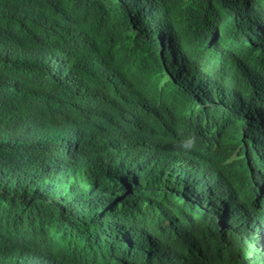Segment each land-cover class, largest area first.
Returning a JSON list of instances; mask_svg holds the SVG:
<instances>
[{
    "label": "clouds",
    "instance_id": "1",
    "mask_svg": "<svg viewBox=\"0 0 264 264\" xmlns=\"http://www.w3.org/2000/svg\"><path fill=\"white\" fill-rule=\"evenodd\" d=\"M191 1L0 0V264H264V0Z\"/></svg>",
    "mask_w": 264,
    "mask_h": 264
},
{
    "label": "trees",
    "instance_id": "2",
    "mask_svg": "<svg viewBox=\"0 0 264 264\" xmlns=\"http://www.w3.org/2000/svg\"><path fill=\"white\" fill-rule=\"evenodd\" d=\"M227 1H231V0H227ZM204 6V1L201 2V4H196L195 2L189 0V7H188V10L189 11H197V10H200L202 7ZM106 13V7L104 6L103 3H101L99 5V15H104ZM245 20H247L248 18L246 16H243ZM254 20L257 19V20H261L262 18L260 17H255L253 18ZM237 23L236 22H232L231 24V27L236 35V27H237ZM49 130V126L48 125H45L44 127V131H48ZM221 167L223 170L229 172L230 171V166L228 165H224V164H221ZM45 191H47V189H45ZM59 192H66V191H59ZM99 196H100V201L95 203L97 207L99 208H103L104 207V200H105V195L103 193V191H99L98 192ZM250 223L251 222H254L256 221L258 223V225H263L264 224V200L261 201L259 203L258 206H256L254 208V210L252 211V214L249 215V220H248ZM253 232H257V231H260V232H263L264 231V226H261V227H254V228H250ZM87 244L85 243H82L81 241H74V240H70L66 246V251L67 253L70 255V256H76V257H79L82 252L85 250V247H86ZM34 253L37 255V256H40V254L34 249ZM75 253V254H74ZM238 264H248L247 260L246 259H242ZM258 264V263H256Z\"/></svg>",
    "mask_w": 264,
    "mask_h": 264
},
{
    "label": "bare ground",
    "instance_id": "3",
    "mask_svg": "<svg viewBox=\"0 0 264 264\" xmlns=\"http://www.w3.org/2000/svg\"><path fill=\"white\" fill-rule=\"evenodd\" d=\"M75 254V253H74Z\"/></svg>",
    "mask_w": 264,
    "mask_h": 264
}]
</instances>
